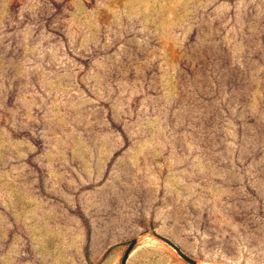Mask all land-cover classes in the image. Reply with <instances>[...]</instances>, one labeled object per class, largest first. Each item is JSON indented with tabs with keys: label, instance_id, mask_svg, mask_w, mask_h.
Segmentation results:
<instances>
[{
	"label": "rangeland",
	"instance_id": "1",
	"mask_svg": "<svg viewBox=\"0 0 264 264\" xmlns=\"http://www.w3.org/2000/svg\"><path fill=\"white\" fill-rule=\"evenodd\" d=\"M132 238L264 264V0H0V264Z\"/></svg>",
	"mask_w": 264,
	"mask_h": 264
},
{
	"label": "water",
	"instance_id": "2",
	"mask_svg": "<svg viewBox=\"0 0 264 264\" xmlns=\"http://www.w3.org/2000/svg\"><path fill=\"white\" fill-rule=\"evenodd\" d=\"M133 242H134V239L132 238V239L130 240V242L128 243V245L126 246V248H125V250H124V252H123V254H122V256H121L120 264H124V260H125V258H126V255H127L128 251L130 250L131 245H132ZM177 251H178V253H179L183 258H185L186 260H188V261H190V262H192V263H195V260H194V259H192V258H190L189 256H187V255H186L185 253H183L180 249H177Z\"/></svg>",
	"mask_w": 264,
	"mask_h": 264
}]
</instances>
